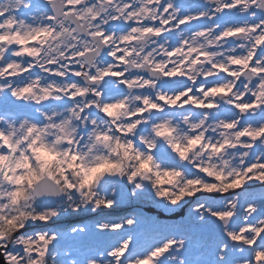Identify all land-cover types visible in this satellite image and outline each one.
<instances>
[{
  "label": "snow or ice",
  "instance_id": "1",
  "mask_svg": "<svg viewBox=\"0 0 264 264\" xmlns=\"http://www.w3.org/2000/svg\"><path fill=\"white\" fill-rule=\"evenodd\" d=\"M0 264H264V0H0Z\"/></svg>",
  "mask_w": 264,
  "mask_h": 264
},
{
  "label": "rangeland",
  "instance_id": "2",
  "mask_svg": "<svg viewBox=\"0 0 264 264\" xmlns=\"http://www.w3.org/2000/svg\"><path fill=\"white\" fill-rule=\"evenodd\" d=\"M122 208L125 209V210H127V211H131V209H130L128 206H126V205H125V206H122ZM118 214H119V215H123V214H125V213H124V211H120ZM114 215H116V214H114ZM149 231H150V230L148 229V227L145 226V232L148 233Z\"/></svg>",
  "mask_w": 264,
  "mask_h": 264
},
{
  "label": "flooded vegetation",
  "instance_id": "3",
  "mask_svg": "<svg viewBox=\"0 0 264 264\" xmlns=\"http://www.w3.org/2000/svg\"><path fill=\"white\" fill-rule=\"evenodd\" d=\"M186 3H194L196 0H185Z\"/></svg>",
  "mask_w": 264,
  "mask_h": 264
}]
</instances>
